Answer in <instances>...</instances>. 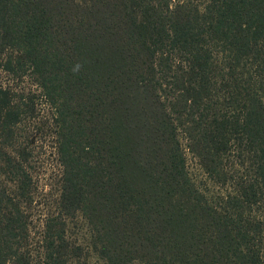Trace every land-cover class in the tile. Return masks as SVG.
<instances>
[{
	"label": "trees",
	"instance_id": "16d2710c",
	"mask_svg": "<svg viewBox=\"0 0 264 264\" xmlns=\"http://www.w3.org/2000/svg\"><path fill=\"white\" fill-rule=\"evenodd\" d=\"M0 43L62 166L35 231L24 152L2 150L0 264H88L59 220L77 211L103 264H264V0H0ZM27 98L0 85L2 128Z\"/></svg>",
	"mask_w": 264,
	"mask_h": 264
},
{
	"label": "rangeland",
	"instance_id": "374dc122",
	"mask_svg": "<svg viewBox=\"0 0 264 264\" xmlns=\"http://www.w3.org/2000/svg\"><path fill=\"white\" fill-rule=\"evenodd\" d=\"M11 54L16 55L14 48L0 43V85L10 88L14 99H20L21 94L28 96V100L31 98V102H27L28 105H33L34 112L24 113L21 121L12 126L11 132L0 126V158H3V149L11 154L19 152V148L24 152L26 170L32 179L29 220L30 226L36 231L42 228L41 224L48 215H56L62 166L55 149L56 127L40 90L31 77H17L15 73L4 71V60ZM186 165L197 184L210 187L212 183L197 160L188 152ZM59 220L64 222L67 240L83 248L82 253L81 250L76 253L78 257L75 260L103 264L91 248V225L81 212L61 216Z\"/></svg>",
	"mask_w": 264,
	"mask_h": 264
}]
</instances>
